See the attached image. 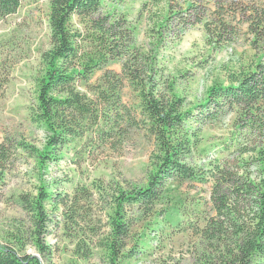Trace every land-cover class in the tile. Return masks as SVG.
<instances>
[{"label": "trees", "instance_id": "16d2710c", "mask_svg": "<svg viewBox=\"0 0 264 264\" xmlns=\"http://www.w3.org/2000/svg\"><path fill=\"white\" fill-rule=\"evenodd\" d=\"M23 1L0 0V22L15 15ZM118 1H48L49 49L40 55V71L34 79L36 105L29 115L31 124L43 130L45 139L41 148L23 140H6L0 144V165L9 161L11 150L32 158L43 169L57 164L68 152L79 162L89 159L97 149L115 150L130 129L144 131L154 146L145 186L118 188L110 195H105L100 185L95 188L98 199L108 200L111 210L110 234L101 246L111 263L136 256L135 252L122 254L121 250L135 225L133 215L139 214L143 221L154 223L153 228H147L150 232L190 230L202 247L198 264H261L264 56L232 73L228 85L210 87L202 103L185 110V101L175 94L174 83L164 81L155 53L138 47L125 19L106 10L107 4ZM192 4L187 5L184 14L196 17L193 23H203L204 14ZM262 25L250 26L256 41L264 37ZM116 62L121 66L119 74L108 68ZM3 69L0 62V71ZM97 73L101 75L93 82ZM124 87L134 94V106L123 102ZM232 115L233 135L220 145V152L226 156L204 166L189 165L188 157L199 144L197 131ZM189 124L198 129H187ZM251 167H256V171L251 172ZM208 182L211 214L203 219L194 209L188 211L187 197L176 194V187L168 186ZM92 196L83 189L72 199H64L40 188L37 197H19L24 211L33 216L34 243L40 254L47 252L41 239L48 220L45 203L56 208H67L70 203L66 221L75 224L77 203L89 202ZM191 216L196 220H190ZM21 249L13 240L0 242V264H43Z\"/></svg>", "mask_w": 264, "mask_h": 264}, {"label": "rangeland", "instance_id": "374dc122", "mask_svg": "<svg viewBox=\"0 0 264 264\" xmlns=\"http://www.w3.org/2000/svg\"><path fill=\"white\" fill-rule=\"evenodd\" d=\"M48 1L24 0L15 15L0 22V62L4 67L0 71V144L23 140L37 148L43 145L45 134L31 124L29 115L36 105L34 79L40 71V55L49 49ZM190 3L204 14L203 23H193L196 17L184 14ZM106 10L125 19L138 47L155 53L164 81L174 83L185 110L202 103L210 87L228 85L232 73L264 56V37L256 41L250 32L256 23H262L264 29V0H120L107 4ZM108 68L118 74L121 70L118 62ZM122 100L127 106L135 105L130 88H123ZM233 118L225 117L197 131L199 144L188 157L189 165L204 166L226 156L220 145L233 135ZM187 129L198 128L189 124ZM153 151L150 138L136 129H130L115 150L97 149L89 159L79 162L68 152L57 164L44 169L32 158L11 150L9 161L0 165V242L15 241L22 253L39 258L43 264H114L101 247L110 234L111 210L108 200L98 199L95 188L100 185L105 195H110L118 188L144 187ZM256 169L251 167L250 171ZM168 186L187 197L188 211L194 209L200 219L211 214L210 182ZM40 188L64 199H72L83 189L93 195L89 202L77 203L75 224L66 221L70 203L67 208L45 203L48 220L41 239L47 252L43 255L35 247L33 216L19 202L20 196L37 197ZM133 216L135 225L121 253L135 252L136 256L123 262L115 260L118 264H198L202 247L190 230L150 232L147 228L154 227L152 220Z\"/></svg>", "mask_w": 264, "mask_h": 264}]
</instances>
